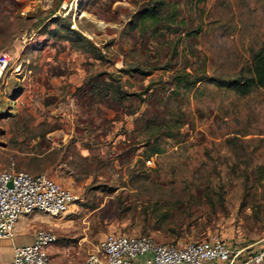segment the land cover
Wrapping results in <instances>:
<instances>
[{"label": "rangeland", "instance_id": "374dc122", "mask_svg": "<svg viewBox=\"0 0 264 264\" xmlns=\"http://www.w3.org/2000/svg\"><path fill=\"white\" fill-rule=\"evenodd\" d=\"M2 1L0 166L47 173L76 195L60 217L25 225L53 230L56 261L82 263L108 233L257 251L264 87L223 85L264 50V0ZM149 8L165 21H141ZM98 73L120 79L124 101L82 102L76 85Z\"/></svg>", "mask_w": 264, "mask_h": 264}, {"label": "built area", "instance_id": "2783aa9c", "mask_svg": "<svg viewBox=\"0 0 264 264\" xmlns=\"http://www.w3.org/2000/svg\"><path fill=\"white\" fill-rule=\"evenodd\" d=\"M75 198L47 173L14 170L13 162L0 166V240H11L16 224L37 212L60 217ZM56 239L51 228L38 227L31 243L13 247L8 264H62L49 250ZM260 242L253 255L245 256L246 246L232 247L216 238L175 245L149 235L108 233L80 264H264V238Z\"/></svg>", "mask_w": 264, "mask_h": 264}, {"label": "trees", "instance_id": "16d2710c", "mask_svg": "<svg viewBox=\"0 0 264 264\" xmlns=\"http://www.w3.org/2000/svg\"><path fill=\"white\" fill-rule=\"evenodd\" d=\"M202 1V0H201ZM2 0H0V3L2 4ZM173 19L175 18V16L173 15ZM140 18L141 21H150L153 25H157L159 24L161 21H165V19H162L160 21V19L156 16V13L154 12L153 8H149V9H145L144 11H142V13L140 14ZM172 19V20H173ZM172 22V21H171ZM55 30L57 29H53L52 32H55ZM84 39V38H83ZM88 46L91 48V50H95L96 48L88 41L86 40ZM95 58H101L102 54L100 51H98V53ZM126 69H123V72L128 73ZM101 73L96 74L94 77H92V80H94V82L91 80V91H92V95H94L92 97L99 99L97 96V92L98 89L104 91V90H108L111 89L113 90L115 93L119 94V84H118V79L115 77H109L111 79H115L116 81V85H112L104 80H99ZM183 77V76H182ZM182 77H180L182 80ZM220 86V85H219ZM227 88L233 89L236 92H240L242 94L247 93L248 91H250L252 88H262L264 87V50L260 49L258 50V52H255L252 55L251 58V62L249 65V69L247 71V74L245 76H241L239 77V79H234V80H230L225 82V85H223ZM96 92V93H95ZM140 95V94H139Z\"/></svg>", "mask_w": 264, "mask_h": 264}, {"label": "crops", "instance_id": "0c3cea01", "mask_svg": "<svg viewBox=\"0 0 264 264\" xmlns=\"http://www.w3.org/2000/svg\"><path fill=\"white\" fill-rule=\"evenodd\" d=\"M123 70V69H122ZM118 79V84H119V91H120V93L119 94H117V93H115L113 90H104V91H102V90H100V89H98V92H97V94H98V98L99 99H97L96 101L99 103V104H101V98L103 99V100H111V101H115L116 99H118L119 100V102H121V101H124V99H125V96H126V94L128 95L129 93H125V91L122 89V86H121V81H120V79L119 78H117ZM61 80H63V81H61ZM66 80H69V79H66ZM91 80L92 79H84V80H81L76 86H78L77 87V93L79 94V96H81V99L83 100L82 102L85 104L86 103V98H92L94 95H92V91H91V89H90V87H91ZM99 80H104V81H106V82H108V83H110V84H112V85H116V81H115V79H111V78H107L106 79V77H105V79H102L101 77H100V79ZM70 81V80H69ZM93 82H94V80H92ZM56 82H58V84H60V83H62V84H64V86H66V87H68L69 86V83L67 84V81H65V78H60V79H58ZM71 82V81H70ZM96 93V92H95ZM78 96V97H79ZM81 99H80V101H81ZM81 102V103H82ZM122 116H123V118H125V117H127V116H130L131 114H130V112H127V113H123L122 112ZM109 114L107 113V111L105 112V114H104V122L106 121V123H108L109 122ZM114 120V119H113ZM75 129H73V130H79V128H77V127H74ZM83 130V129H82ZM71 134H72V131L70 132V135H69V137H71ZM68 137V138H69ZM69 142H71V140H72V137H71V139L69 138ZM72 141H74V144H79L80 142L81 143H83L84 142V139H76V137H74V140H72ZM84 144H88V142H84L83 143V145ZM38 216H39V214H36L35 216H34V218H24V219H22L21 221H19L17 224H16V227H15V235H14V237L11 239V240H8V239H2V240H0V264H8L10 261H11V259H12V253H13V247L14 246H22V245H26V244H17L16 243V241L14 240V238H15V236L17 235V233L20 231V230H22L23 228L27 231L28 229L25 227V225H26V222L28 221V220H30V221H32V220H34V219H36V218H38ZM28 233H29V235L31 236V242H32V240H33V234H34V231H33V233H31L29 230H28ZM30 242V243H31ZM29 244V243H28Z\"/></svg>", "mask_w": 264, "mask_h": 264}]
</instances>
